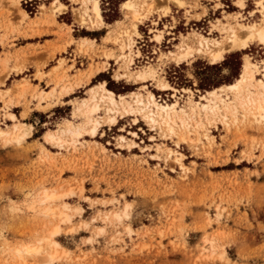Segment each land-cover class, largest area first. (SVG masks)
<instances>
[{
    "label": "snow or ice",
    "instance_id": "snow-or-ice-1",
    "mask_svg": "<svg viewBox=\"0 0 264 264\" xmlns=\"http://www.w3.org/2000/svg\"><path fill=\"white\" fill-rule=\"evenodd\" d=\"M38 6L32 17L21 0L6 5L21 26L42 21L30 31L48 29L60 55L15 83L0 73L4 182L19 179L12 164L25 147L35 161L28 186L4 199V264H79L96 245L132 257L158 250L153 264H264L241 257L243 245L264 256L254 219L264 203L237 191L264 184V0ZM125 151L137 175L101 180L99 160ZM222 171L235 185L216 183ZM9 211L38 217L42 230L14 235ZM241 216L248 228L233 223Z\"/></svg>",
    "mask_w": 264,
    "mask_h": 264
},
{
    "label": "rangeland",
    "instance_id": "rangeland-1",
    "mask_svg": "<svg viewBox=\"0 0 264 264\" xmlns=\"http://www.w3.org/2000/svg\"><path fill=\"white\" fill-rule=\"evenodd\" d=\"M35 3V9L21 0V6L25 12L29 10L30 16L34 17L38 11V0H33ZM10 0H0V73H3L5 69L9 70V79L13 83L16 82V77L18 75L26 77L28 73L34 72L36 66H41V71H43L44 63H51L49 60V54L53 56H59V50L55 47V41L57 37L48 31L46 28H39L34 31L33 24H41L42 21L29 20L28 23L21 26L19 24V12L17 10L9 9L6 5ZM8 12H11V18L8 16ZM24 65H31L26 67L23 73H14L11 71L13 68H20ZM30 147V146H29ZM135 156V152L133 153ZM18 162L12 164L13 176L18 175V180L13 179L10 184L4 182V172L0 171V223L3 222L5 216V203L4 199L8 196L11 191L12 197H17L20 194L17 192L18 187L28 186V172L33 171L35 174V161L31 159L28 151V147L23 150L22 156L17 158ZM255 166H253V169ZM114 170L116 173H120L123 170H127V173L131 176H125L131 182V177L137 175L136 168L133 165V160L130 159L125 152L117 155L115 157H102L99 160V167L97 168V173L100 179L104 178L105 171ZM96 177H93L95 179ZM142 178V177H141ZM115 179V176H113ZM230 183L235 185V178L229 180L227 172L222 171L219 174V179L216 183ZM238 192H241L245 197L251 196L259 209L260 205L264 203V184L260 183L257 179L256 181H249L248 185H241L237 188ZM103 195V193H101ZM21 201L18 200V204ZM9 205V209H10ZM8 219L11 221L9 227L12 228L14 235H21L24 237L32 235L33 232L42 230L43 221L38 217H21L19 214L13 219L12 213L8 212ZM147 219V217H146ZM256 221V231L259 233L260 228L264 225V217L258 211L257 215L254 217ZM247 216H241L233 223H242L246 228L249 227ZM150 223V221H149ZM203 225H201L202 227ZM179 227V225H177ZM189 238V242L195 240L194 233H186ZM255 240V237H252ZM243 240V238H242ZM131 241H129L130 243ZM143 243V234H140V241ZM149 244L152 243L149 238L147 241ZM2 247V244H0ZM91 248L92 246H88ZM96 251L93 253L91 251L85 252L81 249V254L87 256L86 260L79 261V264H117V261H123V264H153L155 260L159 258L158 250L156 253H145L143 256H123L116 253L115 248H101L96 245ZM180 247L183 248V242H180ZM243 250L241 251L242 259L251 258L253 261H264V256L261 254L260 245H243ZM167 255V254H166ZM188 258H191V249L188 253ZM8 259L5 255L0 253V264Z\"/></svg>",
    "mask_w": 264,
    "mask_h": 264
},
{
    "label": "crops",
    "instance_id": "crops-1",
    "mask_svg": "<svg viewBox=\"0 0 264 264\" xmlns=\"http://www.w3.org/2000/svg\"><path fill=\"white\" fill-rule=\"evenodd\" d=\"M25 2L26 3H28L31 7H32V9H35V6H34V4L36 3H33L34 1L33 0H25ZM27 12L29 11V10H26Z\"/></svg>",
    "mask_w": 264,
    "mask_h": 264
}]
</instances>
